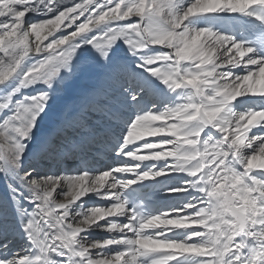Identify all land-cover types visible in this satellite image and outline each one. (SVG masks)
Segmentation results:
<instances>
[{
	"label": "snow or ice",
	"instance_id": "snow-or-ice-1",
	"mask_svg": "<svg viewBox=\"0 0 264 264\" xmlns=\"http://www.w3.org/2000/svg\"><path fill=\"white\" fill-rule=\"evenodd\" d=\"M0 264H264V0H0Z\"/></svg>",
	"mask_w": 264,
	"mask_h": 264
},
{
	"label": "bare ground",
	"instance_id": "bare-ground-1",
	"mask_svg": "<svg viewBox=\"0 0 264 264\" xmlns=\"http://www.w3.org/2000/svg\"><path fill=\"white\" fill-rule=\"evenodd\" d=\"M76 80L80 81L81 85H71V84H68V82L66 83V86L62 90L61 94H65L66 92H68L69 96L68 97L62 96V95L60 96V98L57 101V105H56L57 110H59L60 108H62L65 105L71 106L73 103L76 102V100L81 95V93L84 91V89L89 87L93 83L92 80L85 79V78L82 79V77H81V79L77 78ZM66 87L68 89H66ZM104 160L106 161L107 164L113 163L112 157L110 154L105 156ZM104 235L105 234L103 232H97V233L93 234V236L95 238H100Z\"/></svg>",
	"mask_w": 264,
	"mask_h": 264
},
{
	"label": "rangeland",
	"instance_id": "rangeland-1",
	"mask_svg": "<svg viewBox=\"0 0 264 264\" xmlns=\"http://www.w3.org/2000/svg\"><path fill=\"white\" fill-rule=\"evenodd\" d=\"M77 78H74V79H70L69 81H68V84H71V85H81V82L80 81H78V80H76ZM78 79H81V77H78ZM82 79H83V77H82ZM66 89H68L67 87H66ZM62 96H69V94H68V92H66L65 94H61Z\"/></svg>",
	"mask_w": 264,
	"mask_h": 264
}]
</instances>
